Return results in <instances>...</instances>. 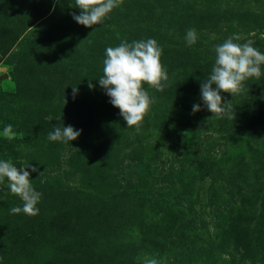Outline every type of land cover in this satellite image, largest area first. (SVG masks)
<instances>
[{
    "label": "rangeland",
    "instance_id": "obj_1",
    "mask_svg": "<svg viewBox=\"0 0 264 264\" xmlns=\"http://www.w3.org/2000/svg\"><path fill=\"white\" fill-rule=\"evenodd\" d=\"M75 7L0 0V129L19 133L0 158L37 167L42 193L37 215L11 214L21 201L0 183V264H264V75L221 93L232 118L199 97L215 45L235 34L264 52V0H120L91 27ZM147 38L169 79L143 85L155 103L135 131L96 80L106 47ZM60 125L81 135L49 141Z\"/></svg>",
    "mask_w": 264,
    "mask_h": 264
},
{
    "label": "clouds",
    "instance_id": "obj_2",
    "mask_svg": "<svg viewBox=\"0 0 264 264\" xmlns=\"http://www.w3.org/2000/svg\"><path fill=\"white\" fill-rule=\"evenodd\" d=\"M120 0H75L79 14H72V19L85 27L103 24L108 14L119 6ZM198 39L194 28L186 30L184 40L187 46L195 44ZM235 34L215 45V60L207 78L200 83L199 97L204 108L217 117L234 116L231 102L221 93L238 94L244 90V81L248 78H259L264 75V52L252 46L251 42L238 43ZM162 48L153 38L121 40L117 46L105 48L103 59V74L96 80L109 98V103L119 109L126 127L140 130L144 116L155 103V98L149 96L143 87L147 84L157 91L167 86L169 79L166 67L160 62ZM214 85V87H213ZM88 87L93 88L90 82ZM73 98L78 88L72 87ZM201 104L193 103L192 113L200 111ZM82 130L72 125L55 126L47 134L52 142L68 143L76 140ZM19 135L11 124H5L0 129V138L13 140ZM39 169L30 163L19 167L11 159L0 158V183L7 184V188L16 194L21 204L9 208L11 214L35 216L39 213L38 204L42 193L37 191L30 180L31 173H38ZM39 174V176H41ZM143 264H159L154 258H146Z\"/></svg>",
    "mask_w": 264,
    "mask_h": 264
}]
</instances>
